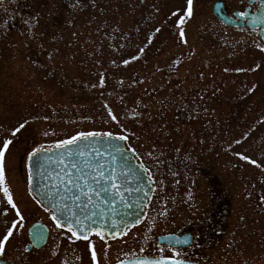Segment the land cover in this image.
<instances>
[{"label":"rangeland","instance_id":"1","mask_svg":"<svg viewBox=\"0 0 264 264\" xmlns=\"http://www.w3.org/2000/svg\"><path fill=\"white\" fill-rule=\"evenodd\" d=\"M217 1L227 12L242 9L238 0H194V15L183 25L188 43L181 44L170 14L186 0H3L0 146L12 141L5 153L8 181L24 216L5 246L10 264H91L86 242L58 235L49 214L16 181L22 155L53 148L80 131L127 135L126 145L153 180L163 181L154 183L157 192L144 220L127 236L109 239L107 248L92 238L99 264L130 258L124 253L140 246L144 255L157 256V237L185 226L194 230L186 260L264 264V52L255 47L254 41H262L253 33L217 22ZM156 27L161 31L147 45ZM141 47L138 60L121 63ZM174 60L180 62L170 66ZM256 64L261 67L255 71H232ZM253 84L255 90L246 92ZM21 123L24 128L13 136ZM240 152L261 167L240 160ZM3 198L0 193V211L8 207ZM222 198L229 204L227 227L218 238L201 239L194 226L209 224L212 205ZM13 219L18 218L9 207L8 216H0V233ZM36 220L50 226L49 243L42 251L24 252Z\"/></svg>","mask_w":264,"mask_h":264},{"label":"snow or ice","instance_id":"2","mask_svg":"<svg viewBox=\"0 0 264 264\" xmlns=\"http://www.w3.org/2000/svg\"><path fill=\"white\" fill-rule=\"evenodd\" d=\"M80 0H76V3L79 4ZM3 3V0H0V4ZM261 7L264 8V3L261 4ZM172 17H176L175 29L178 35L179 43L187 44L186 33L183 25L187 22L188 19H191L194 15V0H186V6L183 9H177L176 11L171 12ZM236 16L240 18H246L248 16L247 11H238L236 12ZM35 19V17H33ZM27 24L28 22L25 21ZM251 23L255 26L257 24H264V11H262L259 15H256L252 18ZM30 29L33 27L29 25ZM139 31V30H138ZM161 31L160 27H156L153 30V35L147 37V45H150L153 41L154 35ZM255 31V28H253ZM255 47L264 52V44L254 41ZM146 45V46H147ZM145 46V47H146ZM145 47H141L138 49L137 55H132L129 59H124L121 63L125 66L129 65L132 61L138 60L140 56H142L145 52ZM49 59H51V53H49ZM179 60H174L172 65L175 66L178 64ZM115 65V61L112 62ZM261 67L260 64H256L254 67L249 69L244 68H235L232 71L237 73L243 71H255ZM225 72L230 71V69L225 68ZM104 76L101 74L100 76V86L104 85ZM122 83V81H121ZM95 87V85H94ZM256 85L253 84L251 87L245 89L246 92L251 93L255 90ZM108 108L107 105H105ZM133 116H139L140 113L135 109H132ZM108 116L114 122H118V117L113 114L112 110L108 108ZM47 119V117H45ZM264 122V121H261ZM26 123V122H25ZM25 126L24 123L19 124L16 128L12 130V135L15 136L21 129ZM45 135H48L45 132ZM109 137L111 139H117L121 141L128 140L127 135H115L112 132H99V131H80L76 134L70 136L68 139L59 140L55 143V148H67L70 145L77 144L80 141L88 140L94 137ZM246 139L247 136L245 135ZM12 143L10 139H4L2 146H0V193H2L6 204L10 207L11 210L14 211L15 217L18 219H13L10 222L5 221L6 228L3 233H0V258L5 254V246L10 241V238H13L14 235L19 232V229L23 227L24 216L21 213L16 202L13 199V193L10 187L6 182V156L5 153L9 149V145ZM235 143H241L240 140H236ZM116 154L121 155L123 158L122 150L120 147L112 145ZM45 149L43 146L33 148L31 152L28 153V160L30 162H35L38 167H44V164L41 160L36 159L38 155L44 152ZM179 151V149H177ZM99 155V153H97ZM67 155L72 156L74 153L68 152ZM75 155L83 157L85 156L84 151H78ZM147 155L152 157L154 160H157L159 163L158 157L153 155V152H148ZM239 156V159L242 161H247L248 163L255 165L260 168L261 165L257 162V160L252 159L249 155L244 154L243 152L236 153ZM47 159L50 162H56L59 164H64L63 154L56 160L52 161V157L48 156ZM112 162H115L116 156H112ZM82 167L80 164L76 162H72L70 164V168L74 169L78 174L75 178L68 176L66 178V184L64 188V194L61 196L59 194L56 195L55 198L52 197L50 193H45V198L49 200V206L44 207V211L49 213V218L54 226V228L58 231V235L66 238L70 243H75L76 241H84L87 245V251L90 253L91 264H99L98 262V254L94 246L93 237L98 238L99 241L104 242L105 248H107V240L111 238L113 240L119 239L121 237L128 235L129 225L125 222L124 219L119 221L113 219L110 222V226L107 222L104 221V213L101 212L99 214L100 219H97V213L95 212H82L81 214H77L73 211L72 207L69 206L67 199H71L73 206L87 209L88 205H95L99 207L101 203H109L114 204L119 198L120 202L124 201V192L127 191L126 188H123V185L118 183L119 176L116 174V169H111V174H106L104 169V163L100 161L90 162L88 160L82 161ZM120 167H124L121 165ZM142 169L148 171L143 164L140 165ZM264 170V169H262ZM175 175V173H173ZM140 179L143 180L144 177L140 176ZM148 179L154 183L162 184L163 181H153V176L151 172H148ZM32 180L31 174L29 175V181ZM67 185H72L75 191L69 192ZM154 191V189H153ZM95 197L96 199H93ZM103 197V199H101ZM33 199H36L33 197ZM86 200V203L84 202ZM77 201L80 204H77ZM36 203L43 204L40 200H36ZM9 207H5L2 211H0V216L7 217L9 213ZM125 207H129V205H125ZM113 215H115V209H111ZM164 213H161L163 215ZM132 215H136L134 212ZM141 221L139 218L136 219L135 223L139 224ZM43 229V226H40ZM107 229V230H106ZM31 234V233H30ZM34 235V239L37 242L41 239H44L43 231L37 232ZM169 247L167 252L169 254H164L165 249L163 247H159L157 249V256H148L144 255L146 249L143 246H140L137 251L130 250L129 253H124L125 257H129L131 254V258L127 260H120L119 264H187V261L183 259V253L178 251L176 245L179 244H187V240H169ZM59 246L57 245V248ZM24 252L29 251V246L25 245ZM52 256H56L57 252L53 251L51 253ZM77 260L81 259V257L77 256Z\"/></svg>","mask_w":264,"mask_h":264},{"label":"water","instance_id":"3","mask_svg":"<svg viewBox=\"0 0 264 264\" xmlns=\"http://www.w3.org/2000/svg\"><path fill=\"white\" fill-rule=\"evenodd\" d=\"M262 11H264V8L255 15L247 16L246 18H249L247 24L248 28H255V30H259V36L264 42V24H257L254 26L251 23L252 18L259 15ZM213 14L218 22L227 27L237 29L236 27L241 26V24H236L227 17L220 2L216 3L214 6ZM246 18H242V20ZM112 145L121 148L123 158H121V155L115 153ZM81 150L85 152V156L80 157L75 155L76 152ZM68 152H72L74 155L69 156L67 155ZM97 153H99V155ZM61 154H63L64 164L50 162L45 159L46 157L51 156L52 161H56ZM112 156H116L114 163L111 159ZM36 159L41 160L44 167H38L34 161L30 162L28 160V169L32 176V180L29 181V189L36 200H40L42 202L43 207L49 206V200L45 198V193H50L53 198H55L57 194L62 196L64 194L66 178L68 176L75 178L76 175H78L74 169L70 168V164L72 162H76L82 167L83 160H88L90 162L100 161L104 163L103 170L106 174H111L112 168L116 169V174L119 176L118 183L123 185V188L127 189V191L124 192L123 203H121L119 198H117V201L114 204L101 203L99 207H96L95 205H88V208L85 209L82 205L80 207L73 206L70 198L65 202H67L69 206L72 207L73 211L78 215L82 212H95L97 213V219H100L99 214L103 212L105 214L103 219L109 224V226L111 220L113 219L117 221L124 219L125 222L128 223L130 229L138 225L135 223L137 218H139L140 221L144 218V210L150 200V193L153 190V187L151 181L148 179L146 171L142 169L140 167L141 164L137 162L135 151L128 149L125 145V141L111 139L104 136L94 137L88 140L80 141L77 144L70 145L67 148L57 149L54 147L51 149H45V151L40 153ZM121 165L124 167H120ZM140 176H143L144 179L141 180ZM67 187L69 192L75 191L72 185H67ZM93 199L96 198L93 197ZM101 199H103V197H101ZM84 202L86 203V200ZM77 204H80V202L77 201ZM125 205H129V207H125ZM111 209H115V215H113ZM133 212L136 215H132ZM40 226H43V229H41ZM40 231H43L44 239L37 242V240L34 239L33 234ZM28 234L31 242L29 250L32 247L41 248L46 243L48 230L45 225L36 223L29 228ZM169 240L176 239L173 237L165 238L167 243ZM189 244L190 241L185 244V246H188ZM127 260L128 259L125 261L127 262ZM116 264H119V262ZM187 264L195 263L187 262Z\"/></svg>","mask_w":264,"mask_h":264},{"label":"flooded vegetation","instance_id":"4","mask_svg":"<svg viewBox=\"0 0 264 264\" xmlns=\"http://www.w3.org/2000/svg\"><path fill=\"white\" fill-rule=\"evenodd\" d=\"M238 2L240 3L238 5L240 7L242 6V9H235V10L228 11V12L225 11L228 14V16L232 17L234 19V21H236V22H240L239 19H241L238 16H234V15H236V12L243 10V11H247L248 15H253V14H255L256 12H258L260 10L261 4L264 3V0H251V3H248L250 1H247V0H238ZM223 6H224V3H223ZM247 21H248V19H246L245 21H241L242 25L239 27L240 30L245 31V32L249 31V29L246 26ZM25 158H26V160H28V156L27 157L24 156V155L21 156L20 161H19L20 164L16 168V174H17V180L16 181H17L18 187L21 190H23L26 187V193L29 194V196L31 197L32 202L36 203V199H33V196H32V194L30 193V190H29V175H30V173L28 171L27 163H26L27 171H26V168L24 167L25 166L24 165V163H25L24 159ZM146 169L148 170L147 173L150 172L149 168L146 167ZM180 174L181 173H178V175H180ZM5 175H6L7 185L10 187V189H11L13 195H14L15 191L10 186L9 181H8V179H9L8 178L9 171L7 169V166H6V174ZM152 186H153L154 191L152 190V192H151V199H150L151 201H150V203L153 201L154 195L157 192V187L155 186L154 182H152ZM36 204L38 206H40V204H38V203H36ZM228 205L229 204L227 203V200H224V198L219 199L218 203L212 205V208L210 210L211 213H210V217H209V222H208L209 224H207L206 226H204V225L203 226H201V225L194 226V228H196V232H198L200 234V238L201 239L206 237V235H212L214 238H218V234L220 233V229L225 230V228L227 227V224H226L225 220L227 219V212H228V209H229ZM6 206H8V205L6 204ZM42 209H43L42 211L45 212L44 208H42ZM148 209H149V206L147 207L146 212H147ZM45 213H47V212H45ZM47 214H49V213H47ZM223 222H225V227H224ZM34 223H43V224H45L47 226V228H48V238H47V241H46L45 245L42 248H40V249L33 248V249L29 250L28 252H31V251H42L48 245L49 239H50V232H51L50 226H48L42 220H36L32 224H34ZM193 231L194 230H191L190 228H186V226H185V227L180 228V229L179 228L178 229H174L172 232L163 234V235H161L159 237L162 238V237H165L167 235H174L177 238H181L184 235H191L192 239H193V243H194ZM28 245H29V242H28ZM159 247H163L164 249H168L169 246H167L164 243H160V244L156 243V248L158 249ZM177 250L181 251L183 253L187 249L177 248ZM182 258L185 259V257H182ZM0 261L5 262L6 264H10L9 261L6 260V257L0 258Z\"/></svg>","mask_w":264,"mask_h":264}]
</instances>
